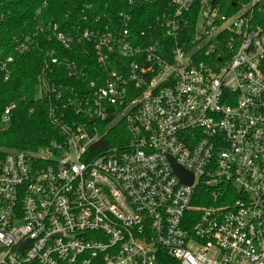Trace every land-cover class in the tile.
<instances>
[{"label": "built area", "instance_id": "2783aa9c", "mask_svg": "<svg viewBox=\"0 0 264 264\" xmlns=\"http://www.w3.org/2000/svg\"><path fill=\"white\" fill-rule=\"evenodd\" d=\"M155 2L140 30L135 9ZM230 4L128 0L116 22L42 23L16 44L81 48L100 72L45 51L37 100L61 138L0 149V264H264V0ZM60 68L77 83L54 82Z\"/></svg>", "mask_w": 264, "mask_h": 264}, {"label": "trees", "instance_id": "16d2710c", "mask_svg": "<svg viewBox=\"0 0 264 264\" xmlns=\"http://www.w3.org/2000/svg\"><path fill=\"white\" fill-rule=\"evenodd\" d=\"M247 1V0H241ZM230 6V0H223ZM162 6L155 2L139 5L134 11L136 24L140 30L147 28L153 20L156 8ZM129 10L128 0H0V60L14 57L12 78L6 82L0 72V149L4 151H39L46 148L53 140L61 138L60 132L53 126L48 116L49 102L37 100L39 78L45 63V51L51 46L58 49L60 57H69L79 66L88 67L91 75L99 73L93 55H85L83 49L73 47L66 50L57 44H45L43 47L18 55L15 52L17 43L32 36L36 40L37 28L42 23L58 24L61 30H85L98 28L116 22L123 11ZM59 72V73H58ZM54 82L74 85L77 82L68 78L60 70L52 76ZM15 104L11 115V124L7 129L1 126V116L5 109ZM126 136L124 124L110 130L95 148L97 154L116 147L119 142L116 136ZM166 264H176L167 259Z\"/></svg>", "mask_w": 264, "mask_h": 264}, {"label": "water", "instance_id": "95a60500", "mask_svg": "<svg viewBox=\"0 0 264 264\" xmlns=\"http://www.w3.org/2000/svg\"><path fill=\"white\" fill-rule=\"evenodd\" d=\"M239 0H232L233 6H236ZM176 172L178 173V176L183 182H189L190 184H193L194 178L193 175L188 174L184 172L181 168L176 167Z\"/></svg>", "mask_w": 264, "mask_h": 264}]
</instances>
